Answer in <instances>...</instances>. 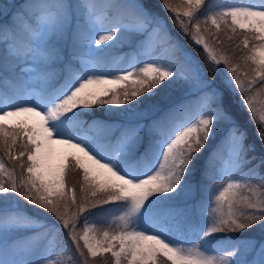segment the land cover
Here are the masks:
<instances>
[{
    "label": "snow or ice",
    "instance_id": "6c2138e0",
    "mask_svg": "<svg viewBox=\"0 0 264 264\" xmlns=\"http://www.w3.org/2000/svg\"><path fill=\"white\" fill-rule=\"evenodd\" d=\"M159 4L0 0V264H264V0Z\"/></svg>",
    "mask_w": 264,
    "mask_h": 264
},
{
    "label": "trees",
    "instance_id": "16d2710c",
    "mask_svg": "<svg viewBox=\"0 0 264 264\" xmlns=\"http://www.w3.org/2000/svg\"><path fill=\"white\" fill-rule=\"evenodd\" d=\"M7 3V1H5ZM21 2V0H16L15 3L19 4ZM175 3H179V0H174ZM151 3L152 5L154 6V10L157 11L160 15L164 16L165 18H167V13L160 7V4H159V0H151ZM9 4V3H8ZM0 23H4V17L3 16H0ZM171 27V24L169 25ZM175 31V30H173ZM118 49V48H116ZM116 50L114 49L112 51V56L115 54ZM111 59V55L109 57V60ZM261 101H264V96H259L257 97V106L259 107L260 106V102ZM232 106H233V109L237 115V118L238 120L241 122V124L247 129V132H248V137H249V142H253L257 145V150L259 151L260 149V143H259V140L257 139L256 137V128L248 122V114L247 112L241 110L238 108V106L236 105L235 103V99H233L232 101ZM107 107V106H105ZM94 111H96V113L98 115H102L103 112L100 108H96L94 109ZM78 179V177H75V176H72L70 175L69 176V182L70 183H75L76 180ZM105 208H112L113 206L112 205H106L104 206ZM98 212L97 209H93L92 210V213L93 215L90 216L89 218L93 220V222L97 223V226L99 227L100 226V218L96 215V213ZM112 217H108V220H111ZM249 235L256 239V240H259L261 238H264V233H262L259 229H256L254 231H250L249 232ZM60 240H61V247L63 248H68L69 247V242L67 241L66 237L63 235V233L61 234L60 236ZM96 264H102V262L100 261H97Z\"/></svg>",
    "mask_w": 264,
    "mask_h": 264
},
{
    "label": "rangeland",
    "instance_id": "374dc122",
    "mask_svg": "<svg viewBox=\"0 0 264 264\" xmlns=\"http://www.w3.org/2000/svg\"><path fill=\"white\" fill-rule=\"evenodd\" d=\"M7 1L9 4L16 2V0H5ZM227 2H238V0H227ZM116 52L115 54L112 56L111 53V61L113 62H119V66L123 67L125 66L127 59L131 53V49L127 46V44H124L120 47H118V49H115ZM90 222H93L92 219H90Z\"/></svg>",
    "mask_w": 264,
    "mask_h": 264
}]
</instances>
